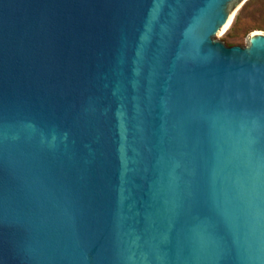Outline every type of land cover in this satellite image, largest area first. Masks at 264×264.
<instances>
[{"label":"water","instance_id":"1","mask_svg":"<svg viewBox=\"0 0 264 264\" xmlns=\"http://www.w3.org/2000/svg\"><path fill=\"white\" fill-rule=\"evenodd\" d=\"M245 1L0 0V264H264Z\"/></svg>","mask_w":264,"mask_h":264},{"label":"rangeland","instance_id":"2","mask_svg":"<svg viewBox=\"0 0 264 264\" xmlns=\"http://www.w3.org/2000/svg\"><path fill=\"white\" fill-rule=\"evenodd\" d=\"M238 15L240 22L233 29ZM234 19L231 27L218 40L227 46H247V40L252 34H264V0H246L235 13Z\"/></svg>","mask_w":264,"mask_h":264},{"label":"trees","instance_id":"3","mask_svg":"<svg viewBox=\"0 0 264 264\" xmlns=\"http://www.w3.org/2000/svg\"><path fill=\"white\" fill-rule=\"evenodd\" d=\"M240 20V15H238V17H237V19H236V22H235V25H234V27H233V29H236L237 28V26H238V24H239V21Z\"/></svg>","mask_w":264,"mask_h":264},{"label":"bare ground","instance_id":"4","mask_svg":"<svg viewBox=\"0 0 264 264\" xmlns=\"http://www.w3.org/2000/svg\"><path fill=\"white\" fill-rule=\"evenodd\" d=\"M234 18H235V15L233 16L232 21H231V23H230V26L227 28V30L231 27V25H232V23H233V21H234ZM227 30H226V31H227ZM226 31H225V32H226ZM225 32H224V33H225Z\"/></svg>","mask_w":264,"mask_h":264}]
</instances>
